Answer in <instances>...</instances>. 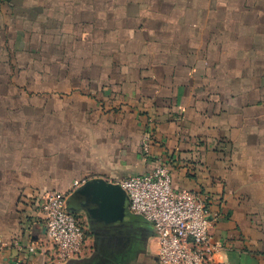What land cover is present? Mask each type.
<instances>
[{
	"label": "crops",
	"instance_id": "1",
	"mask_svg": "<svg viewBox=\"0 0 264 264\" xmlns=\"http://www.w3.org/2000/svg\"><path fill=\"white\" fill-rule=\"evenodd\" d=\"M168 165L208 199L210 264H264V0H0V262L159 264L153 226L94 224L54 262L46 192Z\"/></svg>",
	"mask_w": 264,
	"mask_h": 264
},
{
	"label": "built area",
	"instance_id": "2",
	"mask_svg": "<svg viewBox=\"0 0 264 264\" xmlns=\"http://www.w3.org/2000/svg\"><path fill=\"white\" fill-rule=\"evenodd\" d=\"M88 181H75L74 191ZM125 192L129 212L150 223L158 241L159 264H210L221 246L212 237L213 217L208 199L199 193L175 189L168 165L142 175L113 182ZM68 195L46 192L39 206L44 238L28 246L54 262L80 257L86 247L87 230L69 209ZM0 264H25L21 260Z\"/></svg>",
	"mask_w": 264,
	"mask_h": 264
},
{
	"label": "water",
	"instance_id": "3",
	"mask_svg": "<svg viewBox=\"0 0 264 264\" xmlns=\"http://www.w3.org/2000/svg\"><path fill=\"white\" fill-rule=\"evenodd\" d=\"M127 203V196L119 185L100 179L88 181L68 198L70 210L82 208L94 224L103 225L116 220L122 222L126 216Z\"/></svg>",
	"mask_w": 264,
	"mask_h": 264
},
{
	"label": "trees",
	"instance_id": "4",
	"mask_svg": "<svg viewBox=\"0 0 264 264\" xmlns=\"http://www.w3.org/2000/svg\"><path fill=\"white\" fill-rule=\"evenodd\" d=\"M135 218H138V219H141V218H139V217H136V216H134ZM143 220V219H142Z\"/></svg>",
	"mask_w": 264,
	"mask_h": 264
}]
</instances>
